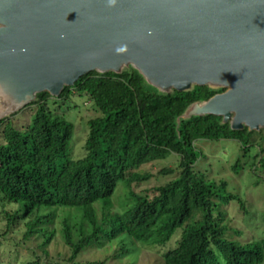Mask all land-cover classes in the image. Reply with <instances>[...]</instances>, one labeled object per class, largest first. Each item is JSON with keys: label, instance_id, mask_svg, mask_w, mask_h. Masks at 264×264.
<instances>
[{"label": "trees", "instance_id": "1", "mask_svg": "<svg viewBox=\"0 0 264 264\" xmlns=\"http://www.w3.org/2000/svg\"><path fill=\"white\" fill-rule=\"evenodd\" d=\"M226 91L214 84L183 92L165 88L127 63L119 70L91 72L58 95L35 94L0 120V194L4 203L23 205V212L15 208L6 213L7 229L22 236L10 241L42 235L47 250L59 231L70 252L66 262L81 264L78 258L106 239L125 236L145 246L165 247L180 232L178 247L164 256V264H264V236L246 243L227 237L230 227L220 208L238 197L226 183L194 169L201 156L196 143L222 140L254 150L264 169V128L236 129L232 118L191 115ZM75 93L86 96L98 114L88 123L82 159L72 155L74 117L64 114H73ZM52 103L58 104L56 112ZM25 109L33 112L32 118L14 127L12 120ZM171 156L179 158V165L159 175L173 180L143 194L132 190L154 179L142 167ZM120 183L128 189V204L117 211L112 199ZM53 207L70 211H46ZM57 223L58 230L50 229ZM4 241L9 238L0 239ZM46 255L25 264H59Z\"/></svg>", "mask_w": 264, "mask_h": 264}, {"label": "water", "instance_id": "2", "mask_svg": "<svg viewBox=\"0 0 264 264\" xmlns=\"http://www.w3.org/2000/svg\"><path fill=\"white\" fill-rule=\"evenodd\" d=\"M127 63L181 92L219 83L227 91L191 115L264 128V0H0V76L18 90L0 120Z\"/></svg>", "mask_w": 264, "mask_h": 264}, {"label": "rangeland", "instance_id": "3", "mask_svg": "<svg viewBox=\"0 0 264 264\" xmlns=\"http://www.w3.org/2000/svg\"><path fill=\"white\" fill-rule=\"evenodd\" d=\"M214 85H219L215 83ZM16 86L9 80V74L0 76V104L11 94L17 93ZM52 111L56 112L58 104L52 103ZM73 114L68 110L64 114L70 119L74 117L75 139L72 143V155L74 159H82L86 156L85 141L88 134V123L98 117L93 110L91 102L86 96L77 93L73 96V103L70 105ZM6 116H10L6 115ZM33 116V112L22 110L12 120L14 127H22ZM2 138L0 137V142ZM197 150L201 153L198 163L194 169L197 173L204 175L210 180L224 182L228 186V191L237 196L227 206H222L220 211L226 215V223L230 229L227 237L238 242L246 243L254 238L264 236V169L256 160L254 150L243 151L240 143L235 140L222 141H199L196 143ZM179 165V158L171 156L167 160L146 165L141 168L142 173H150L154 176L150 182L140 186H132V190L137 194H143L156 187L164 185L173 180V176H160L159 172L164 168H176ZM127 188L124 183H120L112 201L117 211L124 210L127 201ZM15 205V206H14ZM101 205V204H97ZM23 212V205L4 203L0 194V239H8L9 242H0V263L1 264H25L34 260L37 256L46 259L44 251H47L48 260L68 264L70 252L65 245L59 231L52 239L50 245L43 248L42 235H37L28 242L10 241L13 238L22 240V236H17V229H7L6 213L14 211ZM64 212L68 215V209L53 207L48 212ZM65 210V211H63ZM77 211V209L75 210ZM74 211V212H75ZM100 212V211H99ZM101 213H99V216ZM59 229L58 223L50 229ZM6 236H4V234ZM17 234V235H16ZM181 240L179 232L175 238L165 247L145 246L125 236H120L112 242L106 239L103 246L87 249L77 260L81 264H164V256L171 250L178 247ZM37 241V242H36ZM122 241L124 245L121 244ZM11 243V244H10ZM46 255V256H48ZM45 263V262H44Z\"/></svg>", "mask_w": 264, "mask_h": 264}, {"label": "clouds", "instance_id": "4", "mask_svg": "<svg viewBox=\"0 0 264 264\" xmlns=\"http://www.w3.org/2000/svg\"><path fill=\"white\" fill-rule=\"evenodd\" d=\"M108 6H114L116 4V0H107ZM117 52H124L126 51V46L120 47L116 49Z\"/></svg>", "mask_w": 264, "mask_h": 264}]
</instances>
